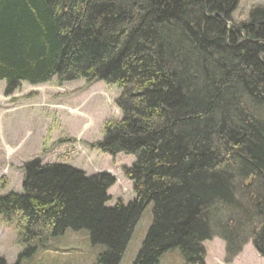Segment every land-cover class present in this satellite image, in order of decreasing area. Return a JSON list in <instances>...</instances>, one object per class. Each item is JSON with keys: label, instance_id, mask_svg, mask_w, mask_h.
<instances>
[{"label": "trees", "instance_id": "1", "mask_svg": "<svg viewBox=\"0 0 264 264\" xmlns=\"http://www.w3.org/2000/svg\"><path fill=\"white\" fill-rule=\"evenodd\" d=\"M239 2L0 0L6 95L53 79L115 86L122 118L106 122L90 148L135 158L123 168L135 199L112 208V175L26 163L23 194L0 195V216L15 225L26 256L35 242L86 231L106 249L98 264H121L152 204L133 264H160L173 249L186 264H206L203 243L215 226L231 244L250 237L264 258V121L251 110H264V6L236 26ZM245 244H229L228 255Z\"/></svg>", "mask_w": 264, "mask_h": 264}, {"label": "rangeland", "instance_id": "2", "mask_svg": "<svg viewBox=\"0 0 264 264\" xmlns=\"http://www.w3.org/2000/svg\"><path fill=\"white\" fill-rule=\"evenodd\" d=\"M256 6H264V0H240L232 14V24L238 26L248 21L251 9ZM120 93L115 86L100 81L87 84L79 80L60 85L53 79L38 86L23 83L7 96L6 83L0 81V195L23 194L25 173L22 167L39 159L43 165L64 164L88 176L109 172L116 183L108 191L111 196L108 207L118 200L125 204L133 201L132 182L124 176L123 168L131 167L135 158L123 154L113 158L90 148V144L103 139L106 122L122 118L116 105ZM252 109L257 118L264 121V110ZM3 179L6 189H3ZM235 197L243 200L239 195ZM243 203L247 207V203ZM236 214L239 215L238 211ZM230 215L224 213L227 221ZM152 219L153 205L150 204L135 228L121 264L134 263ZM218 227L213 228L215 236L203 243L206 264H264V258L255 250L250 237L234 238V246L224 239L226 234ZM17 240L15 225L5 223L0 216V259L6 264H98V256L106 251L104 247L93 246L86 231L68 230L47 245L35 242L37 249L31 257L25 255L26 248L19 246ZM243 241L246 244L241 252L229 256V244L233 251ZM160 264L186 263L179 250L173 249L164 254Z\"/></svg>", "mask_w": 264, "mask_h": 264}]
</instances>
